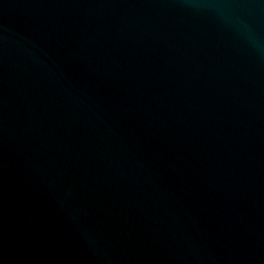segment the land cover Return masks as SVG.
I'll list each match as a JSON object with an SVG mask.
<instances>
[{
    "label": "water",
    "instance_id": "1",
    "mask_svg": "<svg viewBox=\"0 0 264 264\" xmlns=\"http://www.w3.org/2000/svg\"><path fill=\"white\" fill-rule=\"evenodd\" d=\"M0 264H264V0H0Z\"/></svg>",
    "mask_w": 264,
    "mask_h": 264
}]
</instances>
